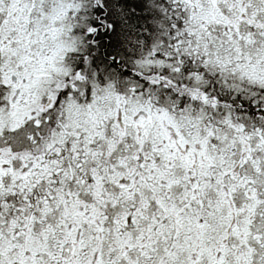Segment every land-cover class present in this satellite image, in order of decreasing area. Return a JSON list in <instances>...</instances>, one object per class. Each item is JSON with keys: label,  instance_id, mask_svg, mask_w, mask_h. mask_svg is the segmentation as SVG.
<instances>
[{"label": "snow or ice", "instance_id": "1", "mask_svg": "<svg viewBox=\"0 0 264 264\" xmlns=\"http://www.w3.org/2000/svg\"><path fill=\"white\" fill-rule=\"evenodd\" d=\"M0 264H264V0H0Z\"/></svg>", "mask_w": 264, "mask_h": 264}]
</instances>
